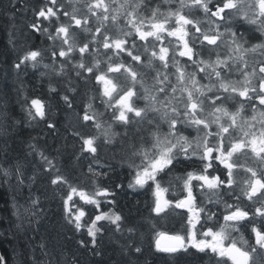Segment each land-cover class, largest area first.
<instances>
[{
  "label": "snow or ice",
  "instance_id": "6c2138e0",
  "mask_svg": "<svg viewBox=\"0 0 264 264\" xmlns=\"http://www.w3.org/2000/svg\"><path fill=\"white\" fill-rule=\"evenodd\" d=\"M48 2L51 7L39 8L36 15L47 20L52 31L41 23L31 27L49 40H60L59 47L54 44L50 52L53 69L59 61V73L71 66L76 80H94L103 86L98 91L105 113H98L88 102L79 126L73 129V136L81 141L79 158L94 159L102 147L93 130L103 128V115L109 116L111 124L125 128L124 138L135 129L145 150L132 154L141 163L131 160L137 170L127 187L153 193L149 205L153 218L187 210L180 213L184 235L166 237L170 242L163 246L157 240V251L169 254L177 264L190 249L211 252L218 257L216 264H258L257 256L259 264H264V0H177L178 7L167 14L159 6L151 8L152 0H145L143 16L138 11L141 4L129 0H84L82 9L71 11L59 0ZM165 2L171 6V0ZM77 32H86L87 37L77 43ZM249 52L258 57L245 58ZM38 58H43L40 51H28L14 67L19 70L31 61L35 68ZM63 99L71 107L69 98ZM31 104L35 114L44 118L41 101L33 99ZM37 155L47 171L56 167L54 158L44 151ZM178 170L182 172L181 195L164 199L165 177ZM16 171L23 175L22 162H17ZM88 175L98 180L106 173L89 165ZM50 182L58 188L68 185L63 208L77 231L86 216L79 201L97 211L102 197H113L105 199V205L115 203V193L109 188L78 189L60 171ZM18 183L23 180L18 178ZM31 204L34 209L39 200ZM221 218L226 223L216 231ZM90 219L87 235L91 240L79 243L85 248L90 243L95 250L97 235L103 230L99 222L108 220L119 231L125 218L115 211H100ZM229 227L238 233L247 231L249 238L241 234L243 244L237 240L225 244ZM134 251L142 249L136 246ZM0 264H7L4 255Z\"/></svg>",
  "mask_w": 264,
  "mask_h": 264
},
{
  "label": "trees",
  "instance_id": "16d2710c",
  "mask_svg": "<svg viewBox=\"0 0 264 264\" xmlns=\"http://www.w3.org/2000/svg\"><path fill=\"white\" fill-rule=\"evenodd\" d=\"M59 2L70 6L68 11H71L72 8L82 9L84 0ZM129 2L141 4L138 11L141 16L145 15L142 6L145 0ZM176 3L177 0H171V4ZM45 5L51 7L48 0H0V255L6 257L7 264H177L169 254L157 251L156 242L161 237L160 233L184 235L185 222L181 221L180 213L187 210L153 218L155 213L149 212V205L154 201L153 193L139 187H127L137 170L131 166V160L141 163V159L132 154L145 150L135 129L129 130L128 137L124 138L125 128L111 124L109 116L103 115V128L93 130L98 137L96 143L102 147L94 159L91 156L88 159L79 158L81 141L73 136V129L79 126L82 108L88 102L98 113H105L98 91L103 86L97 85L94 80L87 83L76 80L71 66H65V71L59 73V61L55 62L53 69L50 52L54 44L59 47L60 40H49L43 32L31 27L33 23H41L42 27H49L52 31L49 22L36 15L39 8ZM167 5L165 0H152L151 8L159 6L162 13L167 10ZM120 26H123L122 21ZM86 37V32L75 34L77 43ZM28 51H40L43 58H38L35 68L29 61L21 69H16L14 65ZM248 55L245 58L251 59ZM50 87L55 91H51ZM64 96L71 101V107L66 104ZM33 99L43 104L44 118L35 114L31 104ZM49 123H54L55 127L50 128ZM144 137L152 139L149 133H144ZM160 138L163 139L162 136ZM31 145H36L37 149L34 151ZM38 151L54 158L56 167L51 172L46 170V165L37 155ZM18 161L23 164L22 176L16 171ZM89 165L96 172L106 175L98 180L90 179ZM56 171L68 177L73 186L87 192L98 186L109 188L115 193V203L105 205L104 200L113 197H102V207L97 211L74 195V200L79 201L86 211L82 227L77 231L73 224L68 223L63 208L64 193L70 191L68 185L58 188L50 182L55 178ZM181 175L178 170L165 177L162 184L168 189L164 193L165 199L181 195ZM18 178L23 180L22 184L18 183ZM33 199L39 200L34 209L31 204ZM208 206L212 211H219L213 205ZM24 208L34 211L35 215L31 211L24 212ZM100 211L120 213L125 218L121 229L117 231L110 221L102 220L99 225L103 226V230L97 235L95 250L90 243L87 248L82 247L79 243L81 239L91 240L87 235L91 226L90 217L94 218ZM210 225L211 222H208L207 226ZM131 226L135 227L130 233L128 228ZM222 226L221 218L215 230L219 231ZM239 233L248 237V232L243 229ZM251 242L254 243V240ZM136 246L142 249L141 253H135ZM217 259L211 252L205 254L190 249L189 254L179 257L178 264H216ZM260 260L257 256L258 264Z\"/></svg>",
  "mask_w": 264,
  "mask_h": 264
},
{
  "label": "rangeland",
  "instance_id": "374dc122",
  "mask_svg": "<svg viewBox=\"0 0 264 264\" xmlns=\"http://www.w3.org/2000/svg\"><path fill=\"white\" fill-rule=\"evenodd\" d=\"M176 4H178V2H177ZM176 4H171V6L168 4V5H167V10H164L165 12L162 11V13L167 14L169 11L173 10L174 7H178V5H176ZM248 54H249V55H248ZM246 55H248L249 58H250V56H251V57H253V56H257V57H258V53H251V52H249V53H247ZM256 115H257V118L259 119V113H257ZM193 136H195V133H194V132H193ZM163 198H164V195H163ZM164 199H165V198H164ZM194 207H195V205H194ZM225 223H226V222L223 221V225H224ZM229 223H230V222H229ZM226 231H227V233H228V239H226V240L224 241L225 244L229 243L230 240H237V241L239 242V244H243V241L240 240V236H241L240 233L233 231L231 227H229ZM165 235H167V234H165ZM169 236H171V235H169ZM161 237H162V236H161ZM161 237H160L158 240H159V242L161 243V245L163 246V241H161ZM244 238H245V239H248V237H244Z\"/></svg>",
  "mask_w": 264,
  "mask_h": 264
},
{
  "label": "water",
  "instance_id": "95a60500",
  "mask_svg": "<svg viewBox=\"0 0 264 264\" xmlns=\"http://www.w3.org/2000/svg\"><path fill=\"white\" fill-rule=\"evenodd\" d=\"M173 236V235H172ZM166 237H170L169 235H165L161 237V241H163V245L169 243L170 241L166 238Z\"/></svg>",
  "mask_w": 264,
  "mask_h": 264
},
{
  "label": "flooded vegetation",
  "instance_id": "af4514ba",
  "mask_svg": "<svg viewBox=\"0 0 264 264\" xmlns=\"http://www.w3.org/2000/svg\"><path fill=\"white\" fill-rule=\"evenodd\" d=\"M164 195V194H163Z\"/></svg>",
  "mask_w": 264,
  "mask_h": 264
}]
</instances>
